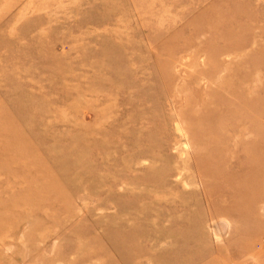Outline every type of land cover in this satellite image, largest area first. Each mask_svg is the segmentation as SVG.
<instances>
[{
    "label": "rangeland",
    "instance_id": "1",
    "mask_svg": "<svg viewBox=\"0 0 264 264\" xmlns=\"http://www.w3.org/2000/svg\"><path fill=\"white\" fill-rule=\"evenodd\" d=\"M0 264H264V0H0Z\"/></svg>",
    "mask_w": 264,
    "mask_h": 264
}]
</instances>
